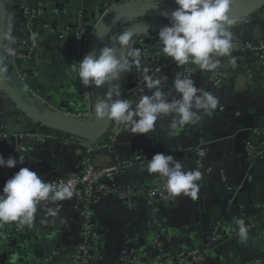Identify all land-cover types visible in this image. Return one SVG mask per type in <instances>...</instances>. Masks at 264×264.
Instances as JSON below:
<instances>
[{"label": "crops", "instance_id": "1", "mask_svg": "<svg viewBox=\"0 0 264 264\" xmlns=\"http://www.w3.org/2000/svg\"><path fill=\"white\" fill-rule=\"evenodd\" d=\"M56 1L61 3L64 0ZM244 1L235 0L233 3ZM103 2L104 0H88L87 13L98 12ZM70 3L63 11L52 10L58 26L72 22L78 4L74 0H70ZM10 13L16 25H20L21 20L12 16L16 13ZM249 19L231 27L234 39L264 38V21L257 15ZM122 33H117L108 42L102 41L97 53L100 48L109 46L115 47L117 55H121L117 38ZM157 43L156 41L155 44ZM153 44L150 43L151 46ZM38 49L35 60L27 64L30 84L39 90L47 102L56 105L54 102L64 101L73 108V112L81 111L83 106L76 95L78 88L72 73L71 46L68 42L59 40L55 32H49L39 41ZM7 63L4 59L5 67ZM227 71L228 79L218 89L211 85L203 72L193 78L198 88L213 93L220 101L212 117H204L200 124L185 126L178 133H173L170 129L171 117L162 116L157 121L155 130L148 135L131 134L123 129L111 149L102 143L89 145L83 140L45 130L23 119L0 92V125L25 130V146L19 147L24 156L23 167L38 173L45 181L75 174L79 160L88 147H93L90 156L99 168L111 169L117 166V160L132 161L136 155L152 157L158 152L166 151L180 161L186 171H200L198 198L193 200L181 196L169 199L167 196L158 203L155 223L150 217L149 203L144 199L136 200L130 210L112 196H102L97 200L92 206V219L99 237L97 252L94 253L91 264H161V258L165 257L171 258L173 262L180 251L198 248L202 244L195 233L189 230L191 217L196 215V206L201 211L210 212L213 198H221L223 204H228V200L222 197L218 189L227 181L234 180L241 169L239 156L235 152L218 157L220 150L212 143L220 134L231 130L237 118L244 119L252 115L254 125H259L262 121L264 128V67L257 66L252 52L246 51ZM7 77L12 85L11 70H8ZM105 85L110 87V84ZM171 89L172 87L164 90L167 92ZM146 94L151 93L146 91ZM22 97L36 111H43L40 102L30 100L25 95ZM138 98L133 90L129 99ZM221 107L223 110H220ZM62 110L65 111L64 108ZM36 135L42 136L43 142L38 141ZM103 138L106 139V135ZM251 139L252 137L249 138L250 141ZM201 142L204 145V168L195 165L196 151ZM177 149L180 152H176ZM246 156H254L247 173L248 184L241 193L232 186L230 193H234L233 199L237 202L229 204L226 221L221 225V229L229 234V240L232 241L228 245L229 253L225 254L220 248L203 250L205 258L202 264H226V259L230 256L234 262L264 260V159L256 156L252 148L246 151ZM205 168H210L211 173L206 174ZM157 176L158 174L143 179L140 173L125 168L114 175L113 183L117 186L149 188L160 182ZM223 178H226L225 182ZM57 203L62 205L58 217L45 218L41 206L33 225L25 226L22 235L14 233L12 223L0 227V264H69L70 256L80 242L78 210L70 200ZM213 215L219 216L220 213ZM234 218L245 221L249 230L246 243L238 242V229L228 227L232 225ZM157 234L162 243L160 250L152 244ZM167 236L172 238V243L165 242ZM20 244H24L25 249L31 252L28 263L24 260ZM131 248L135 251L134 258L130 253Z\"/></svg>", "mask_w": 264, "mask_h": 264}, {"label": "clouds", "instance_id": "2", "mask_svg": "<svg viewBox=\"0 0 264 264\" xmlns=\"http://www.w3.org/2000/svg\"><path fill=\"white\" fill-rule=\"evenodd\" d=\"M164 0H151L150 5L158 8ZM234 0H174L178 6L168 13L169 23L158 32V42L163 54L177 66L189 63L199 69L211 72L216 70L218 57L231 56L234 48V35L231 27L237 22L230 15ZM4 43L0 44V81H7V67L4 59L17 55V37L14 35V20L7 16ZM99 38H103L98 34ZM133 33L125 31L117 38L124 54L117 55L115 47L104 46L98 53L88 54L79 62L80 82L85 87H110L103 98L96 100L95 116L98 119L113 121L118 127L131 134L148 135L155 130L162 116L171 117L170 129L178 133L185 126H196L204 117H212L220 101L213 93L198 88L190 75L176 74L172 89L165 91L167 76L149 74L148 67H142L141 51L130 47ZM35 34L32 40L35 41ZM234 65L235 61H231ZM133 69L142 76L143 86H137L138 99L121 98L118 81L124 73ZM27 90V86H25ZM150 92L151 94H146ZM173 92L175 95H173ZM24 164V157L0 155V167L13 169ZM149 174H158L169 199L188 197L198 198L201 173L198 169L185 170L173 155L158 152L147 162ZM74 180L50 183L27 167H20L6 180L0 190V227L16 222L19 226L31 227L36 219L38 208L43 206L45 218H56L62 205L57 202L71 200L77 194ZM238 229V242L246 243L249 230L242 218H234L232 225Z\"/></svg>", "mask_w": 264, "mask_h": 264}, {"label": "built area", "instance_id": "3", "mask_svg": "<svg viewBox=\"0 0 264 264\" xmlns=\"http://www.w3.org/2000/svg\"><path fill=\"white\" fill-rule=\"evenodd\" d=\"M235 1V0H234ZM78 4V8L73 13L72 22L67 23L64 26L53 25L52 21L56 20L51 10L45 9V0H11V3L20 6L13 17L21 20L20 25H15L14 35L17 37V55L15 57L7 58V69L12 71L13 83L12 86L21 94L25 95L30 100H37L43 105V111H49L56 115H65L68 118L76 119L83 123L92 122L93 111L91 99L88 91V87H85L79 80L78 72L72 70L73 79L77 85L78 91L81 92L82 110L78 112L67 113L58 106L44 100L43 96L30 84L28 78L27 64L35 60L37 53L39 52V41L49 32H55L56 36L61 41H66L72 48V69H78L79 62L84 58L88 49L89 41L95 28L102 20V18L113 11L125 10V9H137L141 7H151V0H120L117 4L109 7H104L103 12L99 14L91 22L86 21L88 18L87 5L88 0H75ZM71 4V3H70ZM74 3H72L73 5ZM235 4V3H233ZM64 5V9H65ZM177 6L174 0H164L159 7L174 8ZM69 7V5H67ZM258 18L264 21V9L254 14ZM249 18H237L238 24L246 22ZM250 20V19H249ZM169 19L163 18H126L116 21L111 24L105 31L103 40L105 42L110 41L119 32L132 31L134 29L144 27H156L163 28L168 25ZM16 24V23H15ZM35 34V41L32 40V35ZM4 37V36H3ZM1 39L0 44L5 41ZM149 40V42H147ZM158 42V33H146L140 32L132 37L130 47L134 48L135 44H139V50L141 51L142 67H148L150 73L157 77L167 76L168 79L164 86V89L172 87L173 80L176 74L190 75L192 78L197 76L200 72H203L211 85L218 89L228 79V68L233 66L231 61L237 62L240 55L246 51H251L255 64L259 67H264V38L261 40H242L234 39V48L231 56L218 57L220 61L219 67L211 72H206L199 69L198 66L189 63L184 66H177L166 57L162 52V45L155 44ZM153 42V46L150 43ZM134 74L137 76L135 80V87L143 86L142 76L133 69ZM129 74L126 73V76ZM126 79L121 88V98L129 99L133 90L126 87ZM27 86V90H25ZM220 110H223L221 107ZM124 129L123 125L117 126L111 121L108 131L106 133V148L111 149L116 137ZM37 136V135H36ZM38 141L43 142L42 136L36 137ZM71 138V137H69ZM73 139V138H72ZM0 142H5L6 145L0 155L5 158L9 156L20 157L23 156L19 147L11 148L10 136L6 132V127L0 125ZM248 144L255 150L256 156L264 159V128L255 129L252 132V139L248 141ZM93 147L86 149V156L81 157L78 163V171L75 174L58 177L55 179L47 180L50 183H60L61 181L74 180L76 182L77 194L70 200L78 210V229L80 235V242L70 256L69 264H91L94 253L97 252L98 232L93 225L92 219V206L102 196H112L123 202L127 209H132L134 203L138 199H144L149 203L150 217L155 223L156 214L158 212V203L167 198L166 191L163 186V182L153 185L149 188L133 187V186H117L113 183V177L120 169L129 168L132 165L139 164L144 169L146 168L148 160L152 157H142L136 155L132 161H120L117 160V166L111 169L99 168L90 158V154ZM176 152H180L177 149ZM24 157V156H23ZM204 157V145L201 142L198 146L195 155V165L197 167H203ZM23 165H19L16 168L8 169L0 167V190H2L4 183L7 179L11 178L15 172L19 170ZM206 174L211 173L210 168H205ZM226 178H223L225 182ZM14 233L22 235L25 232V226H19L16 222L12 223ZM158 234L155 235L152 241L153 247L158 250L162 247V243L159 241ZM219 239V237H217ZM167 244L172 243V238L167 236L165 238ZM22 254L25 262H29L31 252L25 249L24 244H20ZM131 256L134 258L135 251L130 249ZM205 258V253L197 248L180 251L175 256L174 261L171 258H161L162 264H202ZM233 264H264V260L253 259L246 262H234Z\"/></svg>", "mask_w": 264, "mask_h": 264}, {"label": "water", "instance_id": "4", "mask_svg": "<svg viewBox=\"0 0 264 264\" xmlns=\"http://www.w3.org/2000/svg\"><path fill=\"white\" fill-rule=\"evenodd\" d=\"M119 1L120 0H104L98 12H92L90 14V18H96L99 14L103 12L104 7H109L111 5L117 4ZM69 4L70 0H64L61 3H58L56 0H45V9L51 11L54 9L56 12L63 11L64 5ZM138 7L139 8L137 9L128 8L125 10L113 11L112 13L104 16L91 35L85 56L90 53L93 55L97 53L99 45L103 40V38H99L98 34H101L103 37L108 27L116 21L126 18L169 19L167 14L175 10L178 6H175L174 8H155V6ZM263 8L264 0H245L244 2L232 4V11L230 15H232L236 19L245 17L248 18L252 17L255 13L262 10ZM19 9L20 6L12 4L11 0H0V42L6 30L5 18L7 16H11L10 11L17 13ZM88 20L89 18H87L86 21ZM52 24L56 25L57 21L53 20ZM15 25L16 24L14 22V26ZM160 29L161 28L159 27H144L134 29L131 32L134 36L135 34L140 32L158 33ZM147 42H149V40ZM139 47V44L134 45V49H139ZM125 51L126 49L121 48V54H124ZM125 79L127 81L126 87L128 89L133 90L135 87L134 82L135 80H137L136 74L131 73L128 76H126V73L122 74L120 80L118 81V83L120 84V90L125 82ZM107 90L108 87L106 85L100 88H96L95 86L88 87L92 104L93 119L92 122L83 123L76 119L68 118L65 115H56L49 111H36L8 81H0V92L5 95L8 101L12 104V106L22 116L23 119L28 120L31 123L42 127L45 130L60 133L76 140H83L89 145L93 146L99 144L101 139L106 135L109 125L111 123V121L107 119L102 120L96 118L94 112V105L96 100L103 98ZM76 95L79 96V99H82L80 91H78ZM54 103L56 104V106L61 107V109L64 108L67 113L73 112V108L67 102L60 101ZM262 125L263 122L260 121V124L255 126L252 115H248L247 118L244 119L237 118L233 122V128H231V130L229 131L224 132L223 134H220L218 139L212 143H215L214 145H216L217 148L220 150L218 157H221L223 154H230L232 152H235L239 156V164L241 165V169L239 174L235 176L234 180L230 182L227 181L226 184L222 185L218 189V192L222 193V197L228 200V204H223L221 198H213L210 203V212L201 211L199 209V206H196V217H191V226L189 230L191 232H194L197 239L202 242V244L199 245L197 249L201 251L206 249L212 251L216 248H220L225 254L229 253L228 245L232 241L229 240V234L221 229V225L226 221L225 215L228 213L227 211L229 209V204L232 202L233 205L236 201L235 199H233L234 193H230V191L232 190V186L235 187L234 190L238 193H241L246 189V186L248 184L247 173L249 171L251 161L254 158V156H246V151L251 148L248 144V140L250 137H252V132L255 129L261 128ZM6 132L10 136L11 148L25 146L26 132L24 129H18L14 126H7ZM5 145V142H0V154L2 153ZM162 153L167 154L166 151H162ZM128 170L140 173L143 179L157 175L149 174L147 171V167L144 169L139 164L130 166ZM198 200L200 202L201 197H199ZM214 213H220V215L214 216ZM217 237H219V239H217ZM172 254L174 253L172 252ZM233 263L234 261L231 256L226 259V264Z\"/></svg>", "mask_w": 264, "mask_h": 264}, {"label": "trees", "instance_id": "5", "mask_svg": "<svg viewBox=\"0 0 264 264\" xmlns=\"http://www.w3.org/2000/svg\"><path fill=\"white\" fill-rule=\"evenodd\" d=\"M92 12H90L89 14H88V18H89V20H88V22H91L92 20H94L95 18H90V14H91ZM15 28V27H14ZM18 113V112H17ZM106 143V139L105 138H103L100 142H99V144H103V143ZM86 156V154H84L83 155V157H85ZM90 158L93 160V157L92 156H90Z\"/></svg>", "mask_w": 264, "mask_h": 264}, {"label": "rangeland", "instance_id": "6", "mask_svg": "<svg viewBox=\"0 0 264 264\" xmlns=\"http://www.w3.org/2000/svg\"><path fill=\"white\" fill-rule=\"evenodd\" d=\"M264 9V8H263ZM160 262H162V261H160ZM162 264V263H161Z\"/></svg>", "mask_w": 264, "mask_h": 264}]
</instances>
